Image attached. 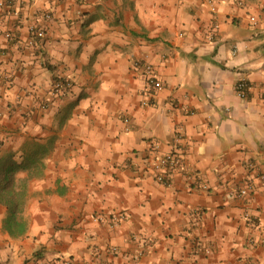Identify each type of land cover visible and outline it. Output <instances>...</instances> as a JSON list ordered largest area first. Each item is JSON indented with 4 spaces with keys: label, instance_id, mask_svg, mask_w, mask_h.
<instances>
[{
    "label": "crops",
    "instance_id": "0c3cea01",
    "mask_svg": "<svg viewBox=\"0 0 264 264\" xmlns=\"http://www.w3.org/2000/svg\"><path fill=\"white\" fill-rule=\"evenodd\" d=\"M9 1L0 159L57 139L28 183L24 235L0 204V264H264V27L250 22L264 0ZM135 61L164 84L152 106ZM58 79L72 87L53 97ZM176 132L183 168L165 187L153 164Z\"/></svg>",
    "mask_w": 264,
    "mask_h": 264
},
{
    "label": "built area",
    "instance_id": "2783aa9c",
    "mask_svg": "<svg viewBox=\"0 0 264 264\" xmlns=\"http://www.w3.org/2000/svg\"><path fill=\"white\" fill-rule=\"evenodd\" d=\"M205 1L209 6V8L211 9V11L216 12L218 8V4L222 0H205ZM9 5H10L9 0H0V8L4 9L7 8ZM16 14L18 13L16 12ZM45 19L46 20L50 19V14H47L45 16ZM250 22L255 27H264V10L260 16H251ZM32 33L35 37L38 38H44L45 36V32L43 28L34 27L32 29ZM6 37L11 38L12 36L10 34H6ZM134 67L137 69H142L144 72V76L146 78V93L143 104L145 106H152L155 103V96L164 89V84L158 77L154 65H152L151 63L135 61ZM71 87H72V83L70 81L64 79H58L53 84L51 91L52 96L60 97L64 95ZM251 90H252V86L249 84V82L246 79H242L236 84V92L241 99H246ZM49 103H50L49 101L43 102L40 104L39 107L42 110H48L50 107ZM126 122H129V120L126 119ZM183 139L184 136L181 134V132H176V138L173 145V149L161 155L159 159L153 164V170L155 173L156 181L165 187L171 186L170 180L172 173H174L175 171H179L183 168V157L180 149V144L182 143ZM153 148L155 151H157L160 149V145L155 144ZM262 178H264V176H262ZM251 188H252L251 185H247L239 189L238 192L234 193V195H238L239 197L247 196ZM97 219L101 220V218H97ZM122 219H123L122 216L114 217L112 219L113 227L118 226Z\"/></svg>",
    "mask_w": 264,
    "mask_h": 264
},
{
    "label": "trees",
    "instance_id": "16d2710c",
    "mask_svg": "<svg viewBox=\"0 0 264 264\" xmlns=\"http://www.w3.org/2000/svg\"><path fill=\"white\" fill-rule=\"evenodd\" d=\"M56 139L53 136L46 142L27 140L19 160L13 155L0 159V204L7 208L4 230L12 236H22L27 230L24 212L29 198L28 183L44 174L46 159L53 151ZM20 173L27 176L20 177Z\"/></svg>",
    "mask_w": 264,
    "mask_h": 264
}]
</instances>
